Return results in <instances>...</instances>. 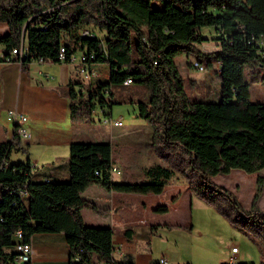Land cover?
I'll use <instances>...</instances> for the list:
<instances>
[{"label": "trees", "instance_id": "1", "mask_svg": "<svg viewBox=\"0 0 264 264\" xmlns=\"http://www.w3.org/2000/svg\"><path fill=\"white\" fill-rule=\"evenodd\" d=\"M0 21L9 25L0 36V60L20 61L26 71L34 59L71 61L77 52L88 76L96 75L95 65L107 64L106 78L66 85L72 120L111 115L116 103L135 104L141 118L159 123L155 133L166 147L160 153L172 158L170 151L179 149L208 186L213 187L212 176L234 168L256 173L247 211L233 192L214 189L226 195L236 214L264 223L258 208L264 191V100L251 99L246 80V68L253 65L264 82V0H0ZM204 26L214 33H203ZM210 37L217 48L200 52L197 45ZM196 50L206 65L218 62L219 101L192 100L185 91L176 56ZM127 79L145 91L128 88ZM12 146L0 142V264H31L20 260L19 243L56 231L66 236L70 264H134L114 257L111 227L84 222L81 209L87 202L81 192L95 183L107 190L158 193L174 168L155 163L142 179L114 180L111 142L73 140L62 178L37 173L29 160L10 158Z\"/></svg>", "mask_w": 264, "mask_h": 264}, {"label": "crops", "instance_id": "2", "mask_svg": "<svg viewBox=\"0 0 264 264\" xmlns=\"http://www.w3.org/2000/svg\"><path fill=\"white\" fill-rule=\"evenodd\" d=\"M8 31L9 25L0 21V36ZM200 45H197L198 50L202 49ZM81 56L82 53L77 52L71 61L61 62L34 59L30 62L28 71L22 68L20 61L0 60V142H13L10 158L13 151L17 156L24 152L16 160L41 164H36L34 168L37 173L52 172L66 178L67 170L64 164L69 157L71 142L102 141L97 139L99 133L94 128L92 130L91 126L81 125L71 119V100L64 93L66 85L81 73ZM259 98L251 93L253 101H261ZM132 105L134 115L140 117L137 114V106ZM9 109H16L28 116L25 125L30 133L29 137L22 138L16 133L14 122L8 118ZM122 122L121 125L110 124L119 128V131L113 134L119 135L117 139L120 140L130 134L134 135L138 129H146L148 132L150 126L147 121V125H134L126 132L122 130L125 125L123 119ZM114 140H109L113 145L112 165L117 169L112 172V178L142 179L146 167L141 175L131 176L129 174L133 173L128 170H125L127 175L123 173L124 166L114 159ZM162 156L161 164L170 166L167 160L171 158ZM183 180L180 184H174L170 179L158 193L107 190L98 184H90L81 192V197L87 202L81 209L83 220L86 224L109 226L114 230L115 258H130L134 264H161L159 259L164 257L167 263L162 264H169L170 261L164 254L160 258L155 257L152 242L163 233L168 237L175 227L190 228L192 214L188 200L196 193L191 189L194 186L190 183L191 179L183 177ZM160 204H167L169 209L165 212L157 211L156 207ZM32 246L31 264H70V246L62 231L35 233ZM187 263L192 264L190 260L175 264Z\"/></svg>", "mask_w": 264, "mask_h": 264}, {"label": "rangeland", "instance_id": "3", "mask_svg": "<svg viewBox=\"0 0 264 264\" xmlns=\"http://www.w3.org/2000/svg\"><path fill=\"white\" fill-rule=\"evenodd\" d=\"M95 31L97 35L102 34L97 28H95ZM202 32L213 34L214 30L204 26ZM199 47L202 48L200 52H211V50L217 48L215 38L210 37L207 43ZM198 55L199 52L196 50V52H184L176 56V62L183 76L185 91L192 100L219 101L221 100V80L216 70L218 62L207 66L205 59L200 61ZM199 64H204L205 68H198L197 65ZM106 65V63H99L95 65L96 75L91 74L85 77L81 72L75 76V80L88 86L90 82H96L94 81L96 77L106 78L109 70ZM246 74V80L250 82L253 96H259L260 100H264V82L261 81L260 70L253 65L248 66ZM128 88L140 90V94L145 91L143 85L135 83H131ZM132 106L131 103L127 102L116 103L113 105L111 115L96 113L93 119L75 122L91 126L92 130L95 129L99 133L98 140L109 141L115 139V161L124 166L122 169H124L123 173L125 175H127L125 170H128L133 173L129 175L136 176L141 175L145 167L162 163L163 153H160V151L162 148L166 149V147L162 146L161 141H159L160 135L155 133L159 131V123L155 120L148 122L150 124L148 132L146 129H138L134 132V135L130 134L123 140L117 139L119 135L113 133H117L119 128L105 123L106 119L121 117L125 124L122 130L126 132L134 125H137V127L147 125L145 119L134 115ZM25 124L23 125L26 128ZM153 131L154 135H152ZM170 152L172 158L167 161L175 170L171 178L172 182L180 184L184 181L183 177L187 180L191 179L190 183L194 185L191 189L194 190L193 192L196 195L188 200L192 214L190 228L186 226L175 227L168 237L164 233L162 236L156 237L152 242L155 257L160 258L164 254L170 261L169 264L183 263L189 260L192 264H224L229 262V256L232 255L231 247L237 245L239 249L236 254L237 263L264 264V223L253 221L246 213L243 215L236 214L226 195L214 189V187H217L222 191L233 192L241 202L244 211H247L255 193L257 174L246 173L241 169L234 168L228 173H219L212 176L210 183L213 187H211L203 179L196 176V172L190 168L189 159L182 155L183 153H180L179 149L174 148ZM23 153H20L19 156ZM19 156L15 155L13 151V159H18ZM36 164L41 165L38 162ZM262 172L264 173V169ZM258 205V208L264 211V195L260 197Z\"/></svg>", "mask_w": 264, "mask_h": 264}, {"label": "built area", "instance_id": "4", "mask_svg": "<svg viewBox=\"0 0 264 264\" xmlns=\"http://www.w3.org/2000/svg\"><path fill=\"white\" fill-rule=\"evenodd\" d=\"M262 43H264V38L262 40ZM20 54H23L24 51H25V46L23 45V43L21 44V47H20ZM63 51V50H62ZM14 53L18 52L17 49H14L13 50ZM196 64H198L196 62ZM198 68L200 69H204L205 68V65L204 64H199L197 65ZM80 72H82L84 74L85 77H88V73L86 71L85 68L83 67H80ZM132 80L131 79H127L125 81V84H129L131 83ZM8 118L10 120H12L13 122H27V119H28V116L19 112L18 110L16 109H9L8 111ZM105 123H108V124H113V125H121L123 122H122V118H117V119H106L105 120ZM16 133L22 137V138H26V137H29L30 136V133L28 132V130H24V131H16ZM33 167L36 166V164H32ZM116 171V168H114V166L112 165L111 166V174L112 172ZM17 237L18 238H22V233L18 232L17 231ZM18 248L21 250V254H20V260L21 261H27V260H31L32 258V253H33V246H32V241H29V242H20L19 245H18ZM238 246L237 245H233L231 247V251H232V255L229 256V262L230 264H236L237 262V257H236V254L238 253ZM159 262L160 263H167V260L164 258V257H161L159 259ZM102 264H111L110 262H104Z\"/></svg>", "mask_w": 264, "mask_h": 264}, {"label": "bare ground", "instance_id": "5", "mask_svg": "<svg viewBox=\"0 0 264 264\" xmlns=\"http://www.w3.org/2000/svg\"><path fill=\"white\" fill-rule=\"evenodd\" d=\"M14 124H15L16 131H24V130H26V128L23 125V124H25V122H14ZM18 232L22 233L21 231H18Z\"/></svg>", "mask_w": 264, "mask_h": 264}, {"label": "water", "instance_id": "6", "mask_svg": "<svg viewBox=\"0 0 264 264\" xmlns=\"http://www.w3.org/2000/svg\"><path fill=\"white\" fill-rule=\"evenodd\" d=\"M90 225V224H89ZM92 226H94V225H92Z\"/></svg>", "mask_w": 264, "mask_h": 264}]
</instances>
